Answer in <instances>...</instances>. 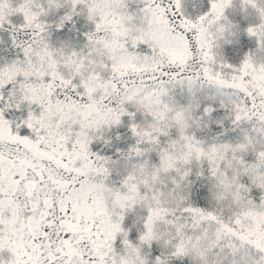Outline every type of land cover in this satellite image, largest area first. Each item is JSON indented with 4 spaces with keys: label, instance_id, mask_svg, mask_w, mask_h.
I'll return each instance as SVG.
<instances>
[{
    "label": "snow or ice",
    "instance_id": "obj_1",
    "mask_svg": "<svg viewBox=\"0 0 264 264\" xmlns=\"http://www.w3.org/2000/svg\"><path fill=\"white\" fill-rule=\"evenodd\" d=\"M0 264H264V0H0Z\"/></svg>",
    "mask_w": 264,
    "mask_h": 264
}]
</instances>
